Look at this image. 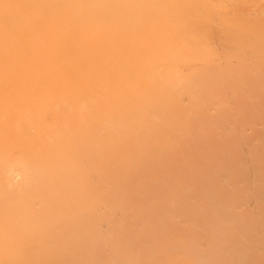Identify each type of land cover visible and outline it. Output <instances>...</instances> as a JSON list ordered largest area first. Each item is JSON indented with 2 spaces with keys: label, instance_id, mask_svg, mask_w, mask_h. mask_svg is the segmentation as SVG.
<instances>
[{
  "label": "bare ground",
  "instance_id": "1",
  "mask_svg": "<svg viewBox=\"0 0 264 264\" xmlns=\"http://www.w3.org/2000/svg\"><path fill=\"white\" fill-rule=\"evenodd\" d=\"M0 264H264V0H0Z\"/></svg>",
  "mask_w": 264,
  "mask_h": 264
}]
</instances>
